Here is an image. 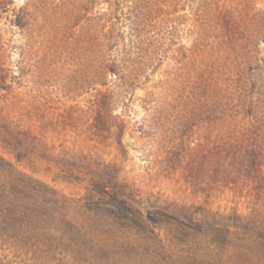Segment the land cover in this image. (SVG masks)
I'll use <instances>...</instances> for the list:
<instances>
[{"label":"rangeland","instance_id":"374dc122","mask_svg":"<svg viewBox=\"0 0 264 264\" xmlns=\"http://www.w3.org/2000/svg\"><path fill=\"white\" fill-rule=\"evenodd\" d=\"M0 264H264V0H0Z\"/></svg>","mask_w":264,"mask_h":264}]
</instances>
